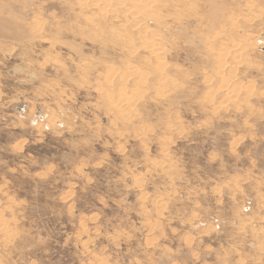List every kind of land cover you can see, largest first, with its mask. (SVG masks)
<instances>
[{
  "label": "rangeland",
  "instance_id": "374dc122",
  "mask_svg": "<svg viewBox=\"0 0 264 264\" xmlns=\"http://www.w3.org/2000/svg\"><path fill=\"white\" fill-rule=\"evenodd\" d=\"M96 1L0 0V264H264V0Z\"/></svg>",
  "mask_w": 264,
  "mask_h": 264
},
{
  "label": "bare ground",
  "instance_id": "6f19581e",
  "mask_svg": "<svg viewBox=\"0 0 264 264\" xmlns=\"http://www.w3.org/2000/svg\"><path fill=\"white\" fill-rule=\"evenodd\" d=\"M161 0H133L132 2L128 3L124 0H97L94 5L100 7L102 11L105 13L109 11V14L116 15L119 11H122V15L125 21L131 22L134 26H141V22L146 21L148 19H159V14H157V5ZM165 1V0H164ZM167 2V1H166ZM165 2V3H166ZM171 2V0H170ZM98 3V4H97ZM164 3V4H165ZM101 4V5H100ZM168 4V2H167ZM161 6V5H160ZM174 8V7H173ZM104 14V13H103ZM106 15V14H105ZM125 23V22H124ZM143 24V23H142ZM147 26V25H146ZM233 26V25H232ZM136 27V28H137ZM142 28V27H141ZM145 28V27H144ZM147 29V28H145ZM137 30V29H136ZM144 31V30H143ZM141 34V33H140ZM145 35V34H142ZM153 36V35H152ZM151 42L147 45L151 50L158 55L157 58L161 60V52L162 50L161 44L156 43L154 37H151ZM142 39V38H141ZM147 39V38H145ZM148 40V39H147ZM214 41V40H213ZM147 47V48H148ZM164 49V48H163ZM242 51V50H241ZM152 53V52H151ZM164 53V52H163ZM240 55V54H239ZM160 56V57H159ZM156 57V56H155ZM157 60V59H156ZM164 60V59H163ZM159 62V60L157 61ZM223 62V61H222ZM162 63V60H161ZM221 64V63H220ZM159 65V64H158ZM225 66V65H224ZM162 67V66H160ZM220 67V66H219ZM223 69V68H220ZM138 74V73H137ZM162 74V73H161ZM161 77V76H160ZM229 79V78H228ZM224 87V86H223ZM131 104H132V100ZM130 101H126L127 106H130ZM211 101V100H210ZM125 102V101H122ZM5 226H0V230L4 231ZM6 231V230H5Z\"/></svg>",
  "mask_w": 264,
  "mask_h": 264
}]
</instances>
